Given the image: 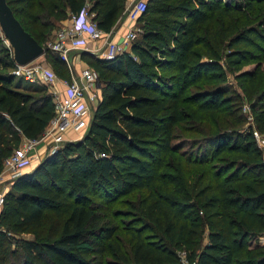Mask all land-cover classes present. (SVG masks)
I'll return each mask as SVG.
<instances>
[{
  "label": "trees",
  "instance_id": "16d2710c",
  "mask_svg": "<svg viewBox=\"0 0 264 264\" xmlns=\"http://www.w3.org/2000/svg\"><path fill=\"white\" fill-rule=\"evenodd\" d=\"M6 2L24 30L46 48L52 19L64 20L87 5L97 27L109 33L124 0H17L15 8ZM145 3L130 53L108 61L88 59L102 88L83 138L12 179L0 208V264H10V232L33 235L17 242L12 264H96L95 255H107L113 264H180L181 254L187 264H264V245L258 244L264 235V159L253 135L256 131L264 144V109L252 108L255 130H241L240 121L221 129L227 128L221 125L224 116L233 115L224 73L217 64L198 62L195 53L214 35L201 39L205 26L217 17L245 15L250 24L225 28L223 57L201 46L210 58L240 70L263 48L264 0ZM3 48L0 172L21 140L38 139L54 115L45 86L13 81L15 64L9 47ZM44 55L63 66L66 78L68 67L60 56L48 49ZM259 70L238 78L254 82ZM188 120L210 124L211 134L179 153L170 141L175 126ZM169 156L185 162L183 173L169 164ZM136 192L138 218L123 219L120 226L102 220L103 203Z\"/></svg>",
  "mask_w": 264,
  "mask_h": 264
},
{
  "label": "rangeland",
  "instance_id": "374dc122",
  "mask_svg": "<svg viewBox=\"0 0 264 264\" xmlns=\"http://www.w3.org/2000/svg\"><path fill=\"white\" fill-rule=\"evenodd\" d=\"M12 1V6L15 8L17 7V3L15 1L17 0H10ZM26 6V4H25ZM18 7H21L20 5ZM22 18V17H19ZM231 23L234 25L242 24H250V19L245 18V15L242 14H235L233 17H217L212 24H208L204 27L203 30H201L200 37L201 39L206 38L207 33H213L214 35L211 36L210 41L203 42V45L197 46L195 49V53L197 54V61H207L209 63H214L216 65V69L219 71H222L225 76V85L226 92L224 95L228 96L229 103H230V109L232 110L233 115H225L224 118L221 121V125L223 127L227 128H221V129H230L232 124L235 121L241 122V130L247 129V128H253V116H252V108L257 109L259 111L260 109H264V42L262 43L263 48L259 52H254L253 56L248 57V62H245L240 65V70H237V64H227L221 59L216 58H210L208 56V51H205L201 48V46H209V51H211L210 55L218 54V57L224 56L223 52H226V45L225 40L223 39L225 28L228 27V24ZM206 29V30H205ZM52 30V29H51ZM51 33V31H50ZM208 33V34H209ZM214 36V38H213ZM53 35L47 37V41H53L52 38ZM3 47H7L8 45L6 41H2L0 44V57L5 56L2 50H4ZM2 49V50H1ZM49 57H46L45 55L42 57H38L34 61H32L31 64H28L29 66L26 68H20L18 69L16 66L14 67L12 71L13 75V81L17 83L23 82V84H29V82L23 78L22 74L28 70L32 69L35 65H43L48 66V68L55 74L57 78L62 77L63 70L61 68L63 66L56 67L52 61L49 60ZM256 67H259V75L257 79L254 82L242 80L238 78V75L243 72H250L253 71ZM23 80H26L25 82ZM69 81V80H67ZM101 83L98 81L99 88H102L100 86ZM32 85V84H31ZM41 85V84H38ZM44 86V85H43ZM46 87V92L48 95L53 97V93L55 92V88L49 86ZM205 88L204 85L200 87H190L188 91L190 93H195L197 91H200L201 89ZM23 91V90H21ZM26 92V91H25ZM32 97H40V93L31 92L29 93ZM96 109H91L89 113V123L92 119L93 113ZM212 121V120H211ZM87 131V130H86ZM211 134V128L210 124L207 123H198L193 121H184L180 124L176 125L173 131V136L170 141L171 146H177L179 153H185L186 151L192 150L195 145L201 141L203 137H207ZM47 138V140H46ZM46 140V142H45ZM39 147L41 148L40 153L37 152V149L35 150L32 155L37 156V159L32 161L30 166L28 167V170L34 169L39 162H41L48 154H49V145H50V139L43 131L38 138ZM262 142V139H261ZM196 143V144H195ZM263 143V142H262ZM264 145V144H263ZM15 150V149H14ZM13 150V151H14ZM263 150V159H264V147ZM161 151H163L161 149ZM11 155V154H10ZM9 155V156H10ZM177 158V157H176ZM175 158V156L171 157L169 156V164L173 166L174 169H180L183 173L184 167H186L185 162H180ZM27 170V171H28ZM2 182L0 183V193H6L11 188L12 183V172L8 171V169L4 170L2 174ZM139 192H136L134 194L121 197L119 199H116L115 201L111 203H103L101 211L99 212L101 215V218L103 221L106 222L107 225L117 224L118 226L122 225L123 219H134L138 218V212L136 211V205L137 200L139 199ZM94 200H100L98 197H92ZM146 233H149V231H146ZM9 242L6 244V251L7 254L10 251V256H7V259L10 260V264L15 262L17 259V255H14V252H18V244L17 242L23 239H33V235L30 233H23V234H13L10 232V236L8 235ZM124 238V237H123ZM126 239V238H125ZM206 241V235L203 236L202 242ZM254 244V243H252ZM260 245H264V238L261 239V241L258 243ZM94 261L96 264H113L112 260L107 255H95ZM180 264H187L185 260V256L181 254V262Z\"/></svg>",
  "mask_w": 264,
  "mask_h": 264
},
{
  "label": "built area",
  "instance_id": "2783aa9c",
  "mask_svg": "<svg viewBox=\"0 0 264 264\" xmlns=\"http://www.w3.org/2000/svg\"><path fill=\"white\" fill-rule=\"evenodd\" d=\"M145 8L146 3L138 0L129 8L128 16L134 19L143 13ZM63 22V25L56 32L54 40L48 42L46 48L57 53L64 62L67 61V53L70 49H78L84 40L96 41L103 35V31L97 27L92 14L88 12L87 5L79 13L70 14ZM139 32V28L128 31L119 44L106 41L102 59L113 60L124 53V49L136 39ZM28 66L16 67L23 69ZM22 76L32 84L49 86L57 81L55 74L42 65H35L32 69L26 70ZM63 83L65 92L55 91L53 93L54 115L44 129L45 134L50 139L49 154L59 151L66 143L81 140L89 126V113L91 109H96L99 104L98 74L95 70L89 67L82 69L77 76ZM68 131L74 134L73 138L66 137ZM253 135L259 147L263 148L261 136L256 131H253ZM38 145V139L23 138L18 148L4 159L0 172V183L5 169H8L9 172L11 170L13 179L19 176L32 161L36 160L37 156L32 155V153ZM4 194L0 193V208L3 204Z\"/></svg>",
  "mask_w": 264,
  "mask_h": 264
},
{
  "label": "crops",
  "instance_id": "0c3cea01",
  "mask_svg": "<svg viewBox=\"0 0 264 264\" xmlns=\"http://www.w3.org/2000/svg\"><path fill=\"white\" fill-rule=\"evenodd\" d=\"M136 1H138V0H124L123 6H122V10H121L117 20L115 21V23H114V25H113V27H112V29H111V31L109 33H104L103 32L102 37L99 40H96V41H92V40L86 41V40H84V42L80 45V47L78 49H70L68 51V53H67V56H68L67 57V61L65 62V64L68 67V75H67V77L66 78L59 77V78H57V81L54 84L50 85L51 87L55 88L54 90L56 92H59V93H64L65 92V85H64L63 82H65L67 80L70 81L72 78L77 76L82 69H85V68L89 67L88 59L89 60L90 59H94V60H99V61H108V60L102 59V57H101L102 53L105 51V47L104 46H105V42L106 41H110V43H112V44H119V43L122 42V39L124 38L125 34L128 31H130L132 29H136V28L140 29V27L137 24V19H138L139 16H137L134 19H131L128 16L129 8ZM142 1L146 2L148 0H142ZM69 15L70 14H68V16ZM63 21H65V19L61 20V21L52 19V22L54 23V26H53V28L51 30V35H53V37H52L53 39L55 38L56 32L63 25V23H64ZM140 32H141V29H140ZM137 37H138V35H137ZM47 43H48V41H47ZM131 45H132V42H131V44L128 47H126L124 49V53H130ZM83 54L85 56H87V59L82 57ZM42 56H44V55H42ZM44 67L48 68V66H44ZM44 86H46V85H44ZM52 98L53 97L51 96V99ZM73 136H74V134L71 131H68L66 133V137L67 138H73ZM46 140H47V138H46ZM46 140H45V142H46ZM36 149H37V152L40 153L41 148L39 147V145H38V147ZM27 170H28V167L23 169L21 174L23 172L27 171ZM263 237H264V235L259 237V241L258 242H260Z\"/></svg>",
  "mask_w": 264,
  "mask_h": 264
},
{
  "label": "water",
  "instance_id": "95a60500",
  "mask_svg": "<svg viewBox=\"0 0 264 264\" xmlns=\"http://www.w3.org/2000/svg\"><path fill=\"white\" fill-rule=\"evenodd\" d=\"M0 32L17 67L30 64L47 50L24 30L6 0H0Z\"/></svg>",
  "mask_w": 264,
  "mask_h": 264
}]
</instances>
